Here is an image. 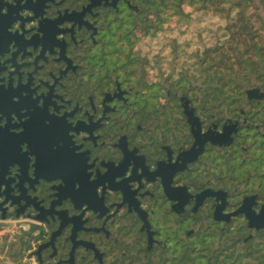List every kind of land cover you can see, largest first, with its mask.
I'll list each match as a JSON object with an SVG mask.
<instances>
[{
  "label": "flooded vegetation",
  "instance_id": "flooded-vegetation-1",
  "mask_svg": "<svg viewBox=\"0 0 264 264\" xmlns=\"http://www.w3.org/2000/svg\"><path fill=\"white\" fill-rule=\"evenodd\" d=\"M245 1L0 0V221L27 260L261 264L264 73L180 45Z\"/></svg>",
  "mask_w": 264,
  "mask_h": 264
},
{
  "label": "trees",
  "instance_id": "trees-1",
  "mask_svg": "<svg viewBox=\"0 0 264 264\" xmlns=\"http://www.w3.org/2000/svg\"><path fill=\"white\" fill-rule=\"evenodd\" d=\"M219 11L222 14L216 15L209 23L210 30L204 36L207 39L202 40L203 35L195 33L191 37L197 39L194 44L187 42V38L181 40L180 45H219L220 57L246 58L249 60L246 66H250L253 72H257L259 64L264 70V15L259 8L255 7L250 13L247 6L229 3L226 8L220 7ZM7 257L15 263L22 258L18 256L15 246L9 248Z\"/></svg>",
  "mask_w": 264,
  "mask_h": 264
},
{
  "label": "rangeland",
  "instance_id": "rangeland-1",
  "mask_svg": "<svg viewBox=\"0 0 264 264\" xmlns=\"http://www.w3.org/2000/svg\"><path fill=\"white\" fill-rule=\"evenodd\" d=\"M253 3H244L242 2L241 4L244 5V6H247L248 10L250 11V13H253L255 7H258L259 10L262 12V14L264 15V0H252ZM208 18H210L208 16ZM195 19H196V23H194V28L196 29V33H200L202 34V40H205L207 38H205L204 36L207 34L206 30L208 28V25H205L202 20L204 19V17L200 16L199 14H197L195 16ZM259 27V25H258ZM182 27H180V33L182 31ZM194 34L191 33V34H181V38H180V41L181 40H186L187 38V42H192V44H194L197 39H191V37L193 36ZM211 39V38H209ZM213 40V39H212ZM221 40V39H220ZM214 41V40H213ZM245 59V62H244V67H245V72H249V68L251 69L252 71V68L250 66H246L247 62L249 61L248 59L244 58ZM249 67V68H248ZM257 72H253V73H259V74H263L264 73V70H263V67L259 64L258 65V68L256 70ZM237 72H241L239 70H237ZM26 230V228H24ZM23 233H26V231H23L22 230V226L20 224H17L13 221H0V264H20L21 261H23V259H27V254H28V251L23 249V247L21 246L20 242H19V239H20V236L21 234ZM19 242V244H18ZM24 244L26 243H22V245L24 246ZM11 246H15L16 247V250H17V254L18 256L21 255L22 258L19 259L17 261V263H15V261H11L9 259V257H7V254H8V251H9V248ZM256 258L254 257H251V258H248L246 259V261H251V260H255V262H261V264H264V258L261 257V256H255Z\"/></svg>",
  "mask_w": 264,
  "mask_h": 264
},
{
  "label": "built area",
  "instance_id": "built-area-1",
  "mask_svg": "<svg viewBox=\"0 0 264 264\" xmlns=\"http://www.w3.org/2000/svg\"><path fill=\"white\" fill-rule=\"evenodd\" d=\"M20 264H37L35 260H27L26 258L20 262Z\"/></svg>",
  "mask_w": 264,
  "mask_h": 264
},
{
  "label": "water",
  "instance_id": "water-1",
  "mask_svg": "<svg viewBox=\"0 0 264 264\" xmlns=\"http://www.w3.org/2000/svg\"><path fill=\"white\" fill-rule=\"evenodd\" d=\"M24 230H25V229H24ZM32 256H33V255H29V256H28V259H31V258H32ZM34 256H38V253H37V252H35V253H34Z\"/></svg>",
  "mask_w": 264,
  "mask_h": 264
}]
</instances>
